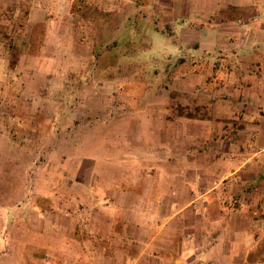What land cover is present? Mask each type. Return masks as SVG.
<instances>
[{"label": "rangeland", "instance_id": "374dc122", "mask_svg": "<svg viewBox=\"0 0 264 264\" xmlns=\"http://www.w3.org/2000/svg\"><path fill=\"white\" fill-rule=\"evenodd\" d=\"M202 8L188 0H0V264H87L100 189L128 175L134 187L161 177L170 189L169 178L188 180L187 172L159 166L196 161L205 182L193 196L181 178L173 192L182 206L221 181L204 171L221 162L207 140L193 157L181 154L182 143L173 147L179 127L169 139L157 135L164 116L203 120L211 112L207 85L221 79L212 61L190 52L205 25L218 23ZM219 12L243 23L237 12ZM218 209L220 218L205 215L202 198L183 210V225L199 213V232L213 238L191 263L264 264V236L224 231L216 239L234 224ZM263 223L253 217L240 227Z\"/></svg>", "mask_w": 264, "mask_h": 264}, {"label": "crops", "instance_id": "0c3cea01", "mask_svg": "<svg viewBox=\"0 0 264 264\" xmlns=\"http://www.w3.org/2000/svg\"><path fill=\"white\" fill-rule=\"evenodd\" d=\"M188 1L202 6L201 11H212L210 14L216 15L218 23L205 25L206 32L194 37L190 52L195 56L201 54V60L212 61L214 80L221 81L207 85V90L212 92L209 117L203 120L177 117L169 121L164 116L157 135L159 140L164 136L169 139L171 127L175 131L179 127L175 134H180V140L172 146L175 149L176 144L182 143L181 154L193 157L199 155L207 140L208 152L221 162L203 170L208 174H221V181L184 206L183 199L173 192L183 179L179 174L169 178L170 189L161 186L166 181L162 182L161 177L152 181L143 179L134 187V175L122 179L126 187H120L121 180L116 188L100 189L104 197L100 199L101 211L95 213L102 220L89 230L92 239L90 244L86 243L87 264H192V260L204 253V243L213 239L208 228L206 232L204 229L199 232V213L194 218L190 213V223L185 221L183 225L182 222L183 210L202 198L206 204L205 215L215 217L214 220L220 218L219 205L225 206V216L233 219L232 228L225 224L217 240L224 236V231L229 233L226 236L239 233L264 236V223L257 231L240 227L241 221L246 219H264V0ZM219 11L237 12L243 23H231L233 20ZM192 40L181 36V42ZM196 42L201 48L195 46ZM195 61L194 68L200 70L202 62L198 57ZM205 86L191 90H202ZM191 126L195 127L194 131H188ZM188 163L164 164L158 170L187 172L185 177L189 178L183 179L187 181L184 185L194 196L193 191L199 189L205 179L199 175L196 161ZM147 181L149 186L141 189ZM103 225L108 227L102 228ZM225 225L218 222V227ZM185 226L190 227L188 232L181 231Z\"/></svg>", "mask_w": 264, "mask_h": 264}]
</instances>
